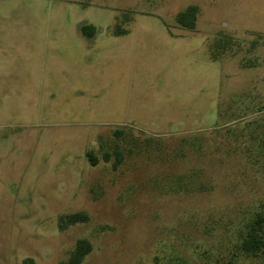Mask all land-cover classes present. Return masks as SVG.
Returning <instances> with one entry per match:
<instances>
[{
	"label": "rangeland",
	"instance_id": "rangeland-1",
	"mask_svg": "<svg viewBox=\"0 0 264 264\" xmlns=\"http://www.w3.org/2000/svg\"><path fill=\"white\" fill-rule=\"evenodd\" d=\"M263 208L264 0H0V264H264Z\"/></svg>",
	"mask_w": 264,
	"mask_h": 264
},
{
	"label": "trees",
	"instance_id": "trees-1",
	"mask_svg": "<svg viewBox=\"0 0 264 264\" xmlns=\"http://www.w3.org/2000/svg\"><path fill=\"white\" fill-rule=\"evenodd\" d=\"M198 8L190 5L184 11L179 12L175 21L178 25L187 30H193L196 21ZM89 30V31H88ZM82 34L88 38L94 34V28L84 26L81 28ZM88 31V32H86ZM86 158L91 166H95L97 159L93 152H88ZM117 162L119 159L117 158ZM88 217L83 212L73 213L59 219V230H66L69 226L78 223H86ZM92 246L86 239H78L70 253L67 261L61 264H81L84 258L91 252ZM240 250L251 257H257L264 253V208L255 213L252 219L246 224L243 238L240 242ZM22 264H35L32 259H25Z\"/></svg>",
	"mask_w": 264,
	"mask_h": 264
},
{
	"label": "crops",
	"instance_id": "crops-1",
	"mask_svg": "<svg viewBox=\"0 0 264 264\" xmlns=\"http://www.w3.org/2000/svg\"><path fill=\"white\" fill-rule=\"evenodd\" d=\"M82 27H84V26H81V27H80V31H81V28H82ZM81 32H82V31H81ZM82 35H83V38H88V37L85 36L84 34H82ZM94 35H95V28H94V34H93L91 37H89V38H93V37H95ZM89 38H88V39H89Z\"/></svg>",
	"mask_w": 264,
	"mask_h": 264
}]
</instances>
